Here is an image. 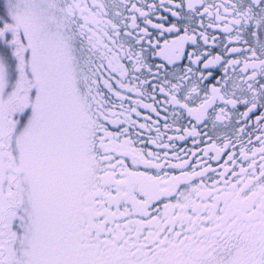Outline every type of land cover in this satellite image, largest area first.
<instances>
[{"label": "snow or ice", "instance_id": "1", "mask_svg": "<svg viewBox=\"0 0 264 264\" xmlns=\"http://www.w3.org/2000/svg\"><path fill=\"white\" fill-rule=\"evenodd\" d=\"M0 264H264V0H3Z\"/></svg>", "mask_w": 264, "mask_h": 264}, {"label": "rangeland", "instance_id": "2", "mask_svg": "<svg viewBox=\"0 0 264 264\" xmlns=\"http://www.w3.org/2000/svg\"><path fill=\"white\" fill-rule=\"evenodd\" d=\"M0 3H3V0H0Z\"/></svg>", "mask_w": 264, "mask_h": 264}]
</instances>
